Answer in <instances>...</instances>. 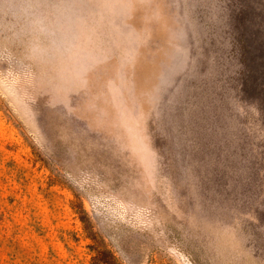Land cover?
<instances>
[{"label": "rangeland", "instance_id": "374dc122", "mask_svg": "<svg viewBox=\"0 0 264 264\" xmlns=\"http://www.w3.org/2000/svg\"><path fill=\"white\" fill-rule=\"evenodd\" d=\"M93 261L264 264V0H0V264Z\"/></svg>", "mask_w": 264, "mask_h": 264}, {"label": "trees", "instance_id": "16d2710c", "mask_svg": "<svg viewBox=\"0 0 264 264\" xmlns=\"http://www.w3.org/2000/svg\"><path fill=\"white\" fill-rule=\"evenodd\" d=\"M90 230L91 229H89V228H87V227H85V231L87 232V233H89V235L91 234L90 233ZM91 238L93 239V241H95V247H93V250L97 253V255L99 254V253H101L102 252V246L101 245H99L97 242H96V240L94 239V237L91 235ZM96 260H98V259H96ZM92 264H97V261H93V263Z\"/></svg>", "mask_w": 264, "mask_h": 264}]
</instances>
